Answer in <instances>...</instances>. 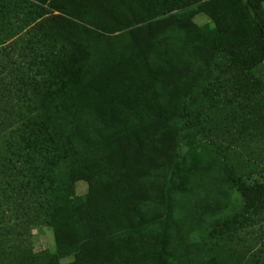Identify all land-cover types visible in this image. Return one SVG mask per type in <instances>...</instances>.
I'll return each instance as SVG.
<instances>
[{
	"label": "trees",
	"instance_id": "1",
	"mask_svg": "<svg viewBox=\"0 0 264 264\" xmlns=\"http://www.w3.org/2000/svg\"><path fill=\"white\" fill-rule=\"evenodd\" d=\"M263 66L264 0H0V102L19 105L0 139V264H264L232 247L264 222V181H245L264 165L202 137L210 112L264 136L241 102ZM194 145L199 161L180 154ZM33 208L55 247L18 256L4 238Z\"/></svg>",
	"mask_w": 264,
	"mask_h": 264
},
{
	"label": "rangeland",
	"instance_id": "2",
	"mask_svg": "<svg viewBox=\"0 0 264 264\" xmlns=\"http://www.w3.org/2000/svg\"><path fill=\"white\" fill-rule=\"evenodd\" d=\"M192 15L198 25H204L210 22L209 17L198 8L193 11ZM248 81L253 88L261 87L262 91L259 95H250L243 100L241 99V102L247 104L249 112L257 110L260 114H264V66L260 69L259 73L256 72L249 77ZM1 82H3L2 86H6V79H3ZM239 99L238 97L237 101ZM235 104L238 106V102ZM0 106L7 107L8 109L5 112L6 115L1 114L2 110H0L1 139L2 135L12 131L19 105L16 99L4 98L0 102ZM210 114L212 116L204 124L206 125V132L202 135L204 143L209 149L213 151L220 149L222 152H225L227 148L226 153L235 162V165H243V162L247 161L251 163L260 162L264 165V136L254 137L253 135L258 130H254L255 128L253 126L250 127V130H247L250 132L246 136L249 144L244 143L242 139H237L238 137H243L239 130L250 119L237 118L236 121L233 120L235 122H231L230 119L226 122L222 119V115L224 114L221 117L220 114L215 117V113L213 112H210ZM258 132H256L257 135ZM229 144L231 145L230 149H228ZM200 150L201 148L196 145L192 147L186 146L183 147L180 154L182 155L188 152L195 161H199ZM253 167L255 168L256 166ZM253 167L251 166V168ZM241 168L243 169V167ZM256 180L264 181V175L255 171L249 175L245 174V181L248 185H252ZM86 192L87 184L85 182H79L77 184V193L84 195ZM243 203V198L240 193L234 191L231 197V204L237 206L238 209ZM228 212L232 213V210L230 209ZM55 243L53 230L44 223L39 210L33 208L28 211L20 210V219L14 216L2 246H5L7 250L13 246V252L21 256L23 255L25 246L33 250L34 253H39L45 250L53 251ZM232 247L236 249L237 255L244 256L245 259L252 257L255 253L260 254L264 259V222H258L253 226L241 230L232 243Z\"/></svg>",
	"mask_w": 264,
	"mask_h": 264
}]
</instances>
